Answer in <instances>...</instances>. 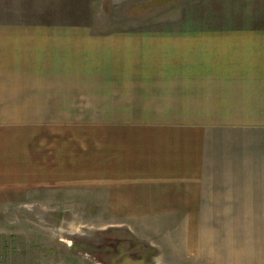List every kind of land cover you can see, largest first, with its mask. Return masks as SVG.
I'll return each instance as SVG.
<instances>
[{
    "label": "crops",
    "instance_id": "0c3cea01",
    "mask_svg": "<svg viewBox=\"0 0 264 264\" xmlns=\"http://www.w3.org/2000/svg\"><path fill=\"white\" fill-rule=\"evenodd\" d=\"M185 17L157 50H60L55 35L64 47L76 30L0 25V110L61 125L0 149V208L62 193L196 262L252 243L264 220V21L244 0H190Z\"/></svg>",
    "mask_w": 264,
    "mask_h": 264
},
{
    "label": "rangeland",
    "instance_id": "374dc122",
    "mask_svg": "<svg viewBox=\"0 0 264 264\" xmlns=\"http://www.w3.org/2000/svg\"><path fill=\"white\" fill-rule=\"evenodd\" d=\"M244 1L264 21V0ZM189 12L190 0H0V25L20 22L29 36L34 32L28 27L76 30L62 47L63 36L50 29L60 35L54 39L60 50H157L158 35L180 31ZM6 108L0 110V149L10 148L8 154H14L20 132L59 124L16 118L21 111ZM72 202L62 193L39 192L0 208V264H256L257 256L264 258V220L262 231H252L247 240L251 244L209 247L220 260L196 262L178 257L181 247L173 253L157 238L113 228L116 216L85 213L93 209L73 208Z\"/></svg>",
    "mask_w": 264,
    "mask_h": 264
}]
</instances>
